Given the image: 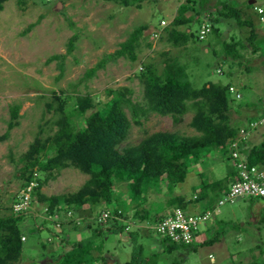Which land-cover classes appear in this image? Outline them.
Masks as SVG:
<instances>
[{
    "label": "rangeland",
    "instance_id": "rangeland-1",
    "mask_svg": "<svg viewBox=\"0 0 264 264\" xmlns=\"http://www.w3.org/2000/svg\"><path fill=\"white\" fill-rule=\"evenodd\" d=\"M250 1L144 0L140 8H123L116 3L102 0H9L0 13V137L8 131L11 106L20 105L21 110L19 125L11 130L8 139L0 142L1 212H11L9 207L23 184L19 174L23 167L22 158L35 142L41 128L45 130L44 138L57 130L56 126H52L57 120V113L48 110L47 105L58 106L65 101L70 107L74 103L73 98L77 97H88L94 104H103L111 99L110 92L122 91L126 92L125 97L134 105L147 108L144 85L139 77L145 66L150 64H156L160 70L163 63L174 62L186 70L192 86L196 89L202 88L207 82L232 85L236 90L231 95L232 125L247 128L248 119L253 116L262 119L264 23L257 21ZM224 4L247 10L257 32L254 43H257L260 50L255 51L254 45L249 41L251 28L246 25L239 26L237 19L222 17L219 13L216 16L208 14L214 11L228 13ZM221 5H224V10ZM184 6H190L195 12L190 11L183 16H196L191 23V31L195 37L186 44H183L181 35L168 37L178 9ZM213 19L220 20L216 25L220 32L211 31L199 42L196 38L201 26ZM163 20L167 22L165 28L161 24ZM140 26L149 28L142 37L137 61L132 62L123 57L110 59L95 76L84 78L88 70L114 55L121 48V44ZM181 29L186 30L187 27L183 26ZM74 36L78 37L75 48L68 54V43ZM237 41H241L238 49L243 57L234 61L226 54L224 45L226 42L231 44ZM54 55L66 57L48 64L47 61ZM236 94L241 98L237 99ZM125 111L131 121V128L126 139L118 146L120 152L138 145L157 132L189 137L199 135L190 125L194 116L192 111L177 123L170 116L162 117L149 112L146 117L140 116L141 125L135 123L131 109L126 107ZM263 140L264 124H261L255 134L249 137L246 147L241 149V157L245 158L247 150ZM224 158L223 154L219 157L212 154L198 160L191 167L186 181L174 188L173 196L181 195L193 199L195 195H199L195 194V190L203 181L213 183L224 180L228 172L234 171L230 169L231 163ZM88 179V175L70 167L63 170L57 179L50 180L43 187L42 193L47 196L75 193ZM118 191H121L118 195L121 202H127V188L120 187ZM202 194L208 199L205 202L198 201L199 204H194L195 207L200 205L201 210H204L209 202L207 209L215 215L210 224L201 225L202 232L196 236L195 241L199 245L179 247L169 253L161 252L165 245L156 233V226L151 228L150 225L137 223L131 213V221L128 219L127 222L130 228L124 229L120 234L106 231L104 235L103 256L108 259V264H124L131 260L135 245L130 235L132 232L139 233L137 243L144 247L145 254L160 253V264H249L254 256L264 261V200L241 199L219 207L218 202L225 193L213 196V192L208 190ZM171 197L163 189L162 193L150 196V206L147 204L144 209L150 210L151 217H158L162 212L169 215L176 208H166ZM37 201L34 198V202ZM193 203L191 201L186 209L196 213ZM28 208L24 216V224L28 229L24 232L26 239L20 264L54 263L57 255L63 253L60 249L63 245V232L58 229L59 215H54L50 218L51 222L43 226L41 207L34 204L29 210ZM160 208L163 210L160 211ZM215 208L219 211H214ZM83 214L80 211L78 217L71 216L66 221L68 232L72 234L74 241H81L91 235L92 230L82 229L76 234L71 232L73 226L69 223L75 220L82 222L79 218ZM33 215L39 216L37 224L29 221ZM31 227H42L43 231L30 232ZM97 227L98 225L93 226ZM216 237L218 239L213 244H204ZM51 246L53 249H50ZM52 250L55 251L54 254Z\"/></svg>",
    "mask_w": 264,
    "mask_h": 264
},
{
    "label": "trees",
    "instance_id": "trees-1",
    "mask_svg": "<svg viewBox=\"0 0 264 264\" xmlns=\"http://www.w3.org/2000/svg\"><path fill=\"white\" fill-rule=\"evenodd\" d=\"M8 1L0 0V13ZM102 1L113 2L123 8L131 6L140 8L144 0ZM224 5L226 6V4ZM226 8L228 13L218 11L219 15L237 19L236 22L239 26L246 25L251 28L249 41L254 45L255 51L260 50L257 43H254L257 40V35L251 20L242 19V12L236 7L228 5ZM192 10L193 8L190 6L178 9V15L171 23L173 28L169 30L168 37L175 34L181 35L183 44L195 37L191 31V23L196 16L191 15L188 18L183 16ZM219 22V19L210 20L208 23L211 27L210 30L219 33L220 30L216 27ZM183 26L187 29L182 30ZM148 28V26L136 28L114 55L103 59L96 67L88 70L84 78L89 79L95 76L110 59L123 57L132 62L137 61V51L140 48L144 32ZM77 38L74 36L70 39L68 54L74 51ZM199 38L200 36L196 39L201 42L202 39ZM240 42L231 44L226 42L224 45L226 54L234 61L243 57L238 49ZM65 57L66 55H54L49 58L47 63ZM162 66L163 68L160 70L156 64L145 66L139 77L144 85L147 108L134 105L125 97L126 92L122 91L110 92L111 99L103 104H94V101L88 97H77L73 98L74 103L70 107L66 105L65 101L60 102L58 106L47 105L48 110H54L57 113V120L52 124V126H56L57 130L54 134L44 138L45 130L41 128L35 142L30 145L29 150L22 158L23 167L19 174L23 180L20 192L26 191L32 184L34 185L30 191L31 206L35 204L41 207L42 218L44 217L41 220L43 226L51 222L47 220L48 218H53L56 214L59 215L60 227L58 229L63 232L61 238L63 245L60 249L63 253L57 255V259L51 264H108V259L103 256V241L106 231L120 234L124 229L130 228L127 222L128 219L131 221V213L137 223L157 228L168 215L162 212L158 217H153V215L151 217L150 210L144 209L145 205L150 206L151 195L162 193L165 189L172 195L167 202V209L172 207L186 209L191 201L187 202L184 196H173L172 193L174 188L186 181L191 167L198 160L201 161L212 154H217V157L223 154L226 161L230 160L229 146L238 138L241 128L240 125L231 124L233 110L231 95L233 93L230 92V89L232 85L207 82L202 88L196 89L192 86L184 68L174 62H166ZM68 107L72 110H68ZM126 107L131 109L137 125H141L140 116L146 117L149 112L162 117L170 116L177 123L192 111L194 116L190 125L199 135L189 137L169 132H157L138 145L125 148L120 152L118 146L126 139L131 128V121L125 111ZM20 110V105L11 106L8 131L3 137H0V142L8 139L11 130L19 125ZM257 119L258 117L253 116L252 119H249V123L260 122L264 117ZM246 162L250 167L264 168V140L259 145L247 150ZM70 167L89 176V179L78 191L60 196H47L42 193L43 187L50 180L57 179L63 170ZM236 175V172L233 171L228 172L224 180L213 183L203 181L202 185L195 190V194L199 193V195H197V199L193 200V205L198 201L205 202L208 198L202 193L208 190L213 192V196L228 192ZM120 187L127 188L125 197L128 199L127 202H121L119 199L118 195L121 194V191L118 189ZM20 192L12 200L9 207L11 212L8 214L1 212L2 201H0V264H20L22 261L25 243L24 232L28 228L24 224V216L27 212L20 214L14 212V205L24 198ZM205 195L208 196L206 193ZM34 198H37L38 201L34 202ZM206 205L204 211L208 210L209 202ZM162 210L160 208V211ZM80 211L84 213L79 218L82 219V222L75 220L69 223L73 226L71 232L76 234L82 229L84 231L92 230V232L85 239L74 241V237L68 232L66 221L71 216L78 217L77 214ZM104 213H109V216L106 222H101L100 218ZM33 216L29 221L37 224L39 216ZM262 221H264V215ZM96 225L98 227L93 228ZM31 228L30 232L32 230L35 233L43 231L42 227ZM130 235L135 242L134 252L131 260L124 264H160V253L145 254L144 247L137 243L139 233L132 232ZM217 239L218 237L209 239L204 244H213ZM161 241L165 245L161 252L169 253L179 247L190 246L175 243L169 239ZM192 245L199 244L195 242ZM50 249L53 247L51 246ZM249 264H264V261L256 259L254 256Z\"/></svg>",
    "mask_w": 264,
    "mask_h": 264
},
{
    "label": "built area",
    "instance_id": "built-area-1",
    "mask_svg": "<svg viewBox=\"0 0 264 264\" xmlns=\"http://www.w3.org/2000/svg\"><path fill=\"white\" fill-rule=\"evenodd\" d=\"M254 11L257 14L260 22L264 23V1L260 4L255 5ZM162 26H167L165 21H162ZM210 25H206L202 28L200 32V39H205L206 35L211 31ZM234 88H231V92L234 93ZM240 98L238 94L236 96ZM264 124V119L260 122L251 123L248 129H241L239 137L230 144L229 148L231 150L230 163L234 167L236 172V177L231 183L228 192L219 200L218 206L222 207L227 203H234L237 200H252V199H264V168L257 166H248L246 162V157H241V147L242 143L245 142L252 131L257 129L258 125ZM33 184L21 193L24 198L21 202L14 205L15 213L18 214L26 212L31 208V198L32 195L30 191L33 188ZM218 208V207H217ZM27 210V211H28ZM214 211H219L214 209ZM215 214L213 211H205L202 214H191L183 209H177L176 211L170 213L166 220L161 222L157 226L156 233L161 239H169L175 243H183L186 245H192L196 241V236L199 235L201 231V225H206L211 223L212 218ZM109 213H104L101 222H106ZM47 219V217H45ZM47 220H50L48 218ZM25 238H23L24 240Z\"/></svg>",
    "mask_w": 264,
    "mask_h": 264
},
{
    "label": "crops",
    "instance_id": "crops-1",
    "mask_svg": "<svg viewBox=\"0 0 264 264\" xmlns=\"http://www.w3.org/2000/svg\"><path fill=\"white\" fill-rule=\"evenodd\" d=\"M251 1H255V0H251ZM251 1L249 2V4L251 3ZM254 3H256V1L254 2ZM168 4V3H167ZM223 4V3H222ZM223 8H224V5H221ZM221 7V8H222ZM250 7H251V10H252V12H254V14H255V11H254V7H253V4H250ZM220 8V9H221ZM238 9H241V8H238ZM242 11V16H243V19H245V20H249V19H251L252 20V18L248 15V12H247V10L245 9V11L243 10V9H241ZM191 12H193V10L191 11ZM209 15H211V14H214V16H216L217 14H218V11H214V12H209L208 13ZM256 15V14H255ZM190 16V15H189ZM189 16H187V17H189ZM223 17V16H222ZM198 18H199V16H198ZM256 18H257V16H256ZM253 21V20H252ZM257 21L259 22V20L257 19ZM205 24H207V23H205ZM205 24H203V25H205ZM202 25V26H203ZM256 32V31H255ZM257 33V32H256ZM232 60V59H231ZM250 121H249V119L247 120V124H250L249 123ZM240 129H245V128H243V127H241ZM253 134H255V130H254V132L252 131L251 132V135L253 136ZM252 136H250V137H252ZM248 141H249V138L245 141V142H243L242 143V147H241V149H243V148H245L246 147V145H247V143H248ZM232 166V165H231ZM230 169H234V167L232 166ZM186 200L187 201H191L192 199H188V197H186ZM192 207H193V210L196 212V213H198V212H203L204 210H201V206L200 205H197L196 207H195V205H192Z\"/></svg>",
    "mask_w": 264,
    "mask_h": 264
},
{
    "label": "clouds",
    "instance_id": "clouds-1",
    "mask_svg": "<svg viewBox=\"0 0 264 264\" xmlns=\"http://www.w3.org/2000/svg\"><path fill=\"white\" fill-rule=\"evenodd\" d=\"M255 2V1H254ZM260 3H262V2H256V3H254L253 4V7H255V5H257V4H260ZM256 14V13H255ZM256 16H257V14H256ZM257 18H258V16H257ZM258 20H259V18H258ZM163 21H165V20H163ZM260 21V20H259ZM166 22V21H165ZM162 23V22H161ZM167 23V22H166ZM262 23V22H261ZM206 25H209L208 23L207 24H205V25H203L202 27H201V29H200V32H201V30H202V28L204 27V26H206ZM166 27V26H165ZM165 27H163V28H165ZM200 32H199V35H200ZM156 37H157V35H156ZM220 72V71H219ZM231 88H233V87H231ZM235 90V89H234ZM230 92H231V89H230ZM236 93V90L234 91V93L233 94H235ZM238 94H236V96H237ZM237 98V97H236ZM240 98H241V96H240ZM240 98H237V99H240ZM248 126H249V124H248ZM248 126H247V129H248ZM241 130V129H240ZM256 130V129H255ZM239 134H240V132H239ZM250 136H251V134H250ZM249 136V137H250ZM238 137H239V135H238ZM229 162H230V160H229ZM179 196H181V195H179ZM195 199H197V195H195L194 197H193V199L191 200V201H193V200H195ZM187 201V200H186ZM187 202H189V201H187ZM177 209H181V208H175L172 212H174V211H176ZM183 210H186L187 212H189L187 209H183ZM207 211V210H206ZM172 212H170V213H172ZM205 212V211H204ZM204 212H201V213H193V212H190L191 214H202V213H204ZM209 226V225H208ZM160 240H164V239H161L160 238ZM195 244V243H194Z\"/></svg>",
    "mask_w": 264,
    "mask_h": 264
},
{
    "label": "water",
    "instance_id": "water-1",
    "mask_svg": "<svg viewBox=\"0 0 264 264\" xmlns=\"http://www.w3.org/2000/svg\"><path fill=\"white\" fill-rule=\"evenodd\" d=\"M250 4H254V1H251V3Z\"/></svg>",
    "mask_w": 264,
    "mask_h": 264
}]
</instances>
